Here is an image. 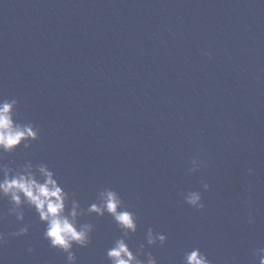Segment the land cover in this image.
<instances>
[{"label": "water", "instance_id": "95a60500", "mask_svg": "<svg viewBox=\"0 0 264 264\" xmlns=\"http://www.w3.org/2000/svg\"><path fill=\"white\" fill-rule=\"evenodd\" d=\"M0 98L39 129L3 162L47 164L83 208L115 190L137 217L133 252L148 227L167 237L147 248L157 264L194 247L253 264L264 247V0H0ZM8 207L0 264H66L28 208V234L9 237L22 225ZM81 222L94 228L76 264H109L120 230L107 214Z\"/></svg>", "mask_w": 264, "mask_h": 264}, {"label": "clouds", "instance_id": "9594fccd", "mask_svg": "<svg viewBox=\"0 0 264 264\" xmlns=\"http://www.w3.org/2000/svg\"><path fill=\"white\" fill-rule=\"evenodd\" d=\"M203 54L210 56L207 52ZM17 105L15 98H0V200L8 202L7 215L13 216L22 225L9 232L8 236L15 238L28 234L29 225L23 223V209L28 208L44 225L41 238L47 241L50 248L65 254L66 264H76L73 246L87 247L94 228L92 223L81 222V217L92 214L103 217L107 214L121 234L105 251L109 264H157V259L147 248L157 244L163 246L167 237L148 227L144 236L145 242L139 244L133 252L127 241L137 231V217L115 190L103 188L96 192L94 202L83 208L75 194L65 190L47 164L26 161L11 168L3 162L6 154L14 153L20 146L27 150L31 147V142L39 138V129L33 123L20 120ZM197 161L199 159L193 157L194 167L187 169L186 174L199 171L201 162L195 166ZM252 171L251 168L248 169L250 175ZM201 185L203 191H208L209 185L206 182L201 181ZM179 195L189 207L197 211L204 208L201 191L180 192ZM3 219L4 215L0 214V221ZM247 222H254L251 211ZM5 242V234L0 232V244ZM32 251L33 248L28 247L27 252ZM252 259L253 264H264V247L255 248ZM182 264H211V261L198 247H194L183 252ZM233 264H236L235 258Z\"/></svg>", "mask_w": 264, "mask_h": 264}]
</instances>
